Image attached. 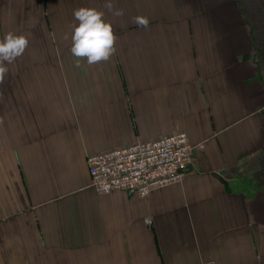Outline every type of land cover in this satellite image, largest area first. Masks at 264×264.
Segmentation results:
<instances>
[{"label": "crops", "instance_id": "crops-1", "mask_svg": "<svg viewBox=\"0 0 264 264\" xmlns=\"http://www.w3.org/2000/svg\"><path fill=\"white\" fill-rule=\"evenodd\" d=\"M79 7L112 23L108 61L71 54ZM8 32L0 264H264V0H0ZM179 132L205 145L180 182L92 185L88 155Z\"/></svg>", "mask_w": 264, "mask_h": 264}, {"label": "built area", "instance_id": "built-area-1", "mask_svg": "<svg viewBox=\"0 0 264 264\" xmlns=\"http://www.w3.org/2000/svg\"><path fill=\"white\" fill-rule=\"evenodd\" d=\"M204 149L186 133H170L88 155L87 165L98 193L133 190L145 198L155 188L180 182L192 169L195 153Z\"/></svg>", "mask_w": 264, "mask_h": 264}, {"label": "clouds", "instance_id": "clouds-1", "mask_svg": "<svg viewBox=\"0 0 264 264\" xmlns=\"http://www.w3.org/2000/svg\"><path fill=\"white\" fill-rule=\"evenodd\" d=\"M104 7L114 16H123L122 9H115L111 2ZM74 20L71 34V54L77 60H86L88 65L108 61L116 51L117 36L113 25L107 21L105 12L92 7H79L73 11ZM138 27L147 28L149 20L144 16L135 17ZM68 37L65 36V39ZM29 41L26 36L8 32L0 39V85L8 74L7 65L21 57L27 49ZM79 66V63L77 64Z\"/></svg>", "mask_w": 264, "mask_h": 264}, {"label": "water", "instance_id": "water-1", "mask_svg": "<svg viewBox=\"0 0 264 264\" xmlns=\"http://www.w3.org/2000/svg\"><path fill=\"white\" fill-rule=\"evenodd\" d=\"M225 172H226V171H220V172H216V173H213V172H212V173H213V175H214L215 177H218L219 179H221L222 181H224L223 176L225 175ZM133 192H134L133 190H130V191H129L130 194H133Z\"/></svg>", "mask_w": 264, "mask_h": 264}]
</instances>
